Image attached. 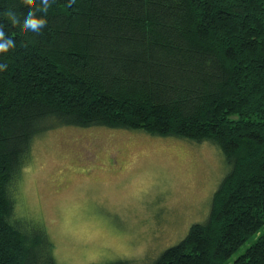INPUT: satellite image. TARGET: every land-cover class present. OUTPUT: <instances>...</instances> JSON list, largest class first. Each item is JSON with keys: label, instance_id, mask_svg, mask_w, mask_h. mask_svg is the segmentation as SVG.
Masks as SVG:
<instances>
[{"label": "trees", "instance_id": "obj_1", "mask_svg": "<svg viewBox=\"0 0 264 264\" xmlns=\"http://www.w3.org/2000/svg\"><path fill=\"white\" fill-rule=\"evenodd\" d=\"M38 4L0 0V264H56L15 206L33 138L59 126L214 144L229 170L208 216L150 264H264V0H56L40 34L3 15Z\"/></svg>", "mask_w": 264, "mask_h": 264}, {"label": "rangeland", "instance_id": "obj_2", "mask_svg": "<svg viewBox=\"0 0 264 264\" xmlns=\"http://www.w3.org/2000/svg\"><path fill=\"white\" fill-rule=\"evenodd\" d=\"M228 170L207 141L59 126L33 138L15 210L43 223L56 264H150L206 219Z\"/></svg>", "mask_w": 264, "mask_h": 264}, {"label": "clouds", "instance_id": "obj_3", "mask_svg": "<svg viewBox=\"0 0 264 264\" xmlns=\"http://www.w3.org/2000/svg\"><path fill=\"white\" fill-rule=\"evenodd\" d=\"M55 2L56 0H39V4L36 8L28 7L22 14L9 10L3 15L11 25L20 24L22 18V28L24 30L40 34L48 24L47 13ZM74 2L75 0H67V6L71 7ZM14 43L15 41L12 34H7L3 26H0V54L6 53L14 46ZM6 68L7 63L0 62V72L5 71Z\"/></svg>", "mask_w": 264, "mask_h": 264}]
</instances>
